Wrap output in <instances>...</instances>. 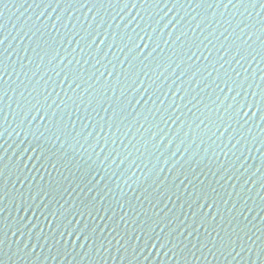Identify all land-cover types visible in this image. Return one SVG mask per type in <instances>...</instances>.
<instances>
[{
  "label": "water",
  "instance_id": "95a60500",
  "mask_svg": "<svg viewBox=\"0 0 264 264\" xmlns=\"http://www.w3.org/2000/svg\"><path fill=\"white\" fill-rule=\"evenodd\" d=\"M0 264H264V0H0Z\"/></svg>",
  "mask_w": 264,
  "mask_h": 264
}]
</instances>
